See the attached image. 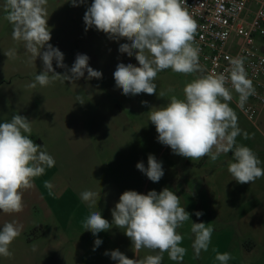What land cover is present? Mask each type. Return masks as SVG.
<instances>
[{"label":"rangeland","instance_id":"obj_1","mask_svg":"<svg viewBox=\"0 0 264 264\" xmlns=\"http://www.w3.org/2000/svg\"><path fill=\"white\" fill-rule=\"evenodd\" d=\"M92 2L73 6L71 0H48L49 43L64 54L67 66L57 67L53 60L56 73L71 75L77 55L85 54L102 78L88 79L85 71L79 79L60 78L32 89L27 85L44 70L42 59L27 53L23 41L13 40L12 25L4 18V0H0V123L15 114L26 117L31 121L30 139L56 161L34 179L33 188L24 191L21 212H0V228L6 222L22 226L9 247L13 256H0V264H118L105 255L117 249L129 259L156 255L148 249L136 251L124 229L114 224L94 236L82 222L90 212L100 211L111 224V210L124 191L159 193L165 187L180 197V206L190 214V220L177 229L186 248L182 264H219L213 249L231 253L228 264H264V177L246 184L233 180L228 172L229 162H234L231 152L215 162L208 156L192 161L176 155L158 142L149 121L148 112L154 107L165 106L173 95L184 98L185 85L205 75L202 67L188 75L161 71L155 80L156 94L125 96L116 87L113 73L119 63L139 66L138 61L135 55L119 51L121 44L131 43L126 38H110L94 27L85 30L83 17ZM10 49H16L14 58L5 55ZM169 88L174 91L168 92ZM160 92L165 96L160 97ZM78 95L83 104L77 102ZM229 106L242 130L237 143L253 149L264 168V108L252 123L233 99ZM245 132L250 138H244ZM149 154L162 162L164 175L159 182L150 181L136 167L143 162L146 168ZM44 181L51 182V190ZM86 190L97 193L91 208L80 196ZM197 211L203 215L197 217ZM192 222L210 223L214 228L208 251L202 250L198 257L192 248ZM97 238L102 243L95 247ZM162 264L178 262L165 252Z\"/></svg>","mask_w":264,"mask_h":264},{"label":"clouds","instance_id":"obj_2","mask_svg":"<svg viewBox=\"0 0 264 264\" xmlns=\"http://www.w3.org/2000/svg\"><path fill=\"white\" fill-rule=\"evenodd\" d=\"M47 2L4 0L3 4L4 18L13 28V40L23 41L26 52L40 57L43 62L44 70L27 87L34 89L37 84L45 87L60 78L63 81L79 79L84 77L85 71L88 79L102 78L100 71L89 66V57L85 54L77 55L69 70L71 75L55 72L53 60L57 67L67 66L63 62L64 54L49 43ZM71 2L79 6L84 0ZM185 4V0H93L85 11L86 31L94 27L110 38H126L131 42L121 44L119 51L135 55L139 66L119 63L113 73L116 87L122 89L125 96L156 94V77L167 69L184 75L202 71L199 48L194 45L198 25ZM5 55L14 58L16 49H10ZM232 90L239 95L241 107L255 93L240 56L230 58L223 72L212 71L187 83L184 98L173 95L165 106L154 107L148 112L149 121L155 126L158 142L170 147L174 154L192 161L208 156L215 162L222 153L231 152L234 162H229L228 172L233 180L240 184L253 183L264 177V168L253 149L237 143L242 130L235 111L229 106ZM159 96H165V92H160ZM76 100L81 104L85 102L80 95ZM141 103L147 105V101ZM31 132V121L22 115L15 114L10 121L0 123V212H21L24 191L33 188L34 179L55 166V159L30 139ZM243 135L250 138L246 132ZM136 167L154 183L164 175L162 162L152 154L148 155L146 168L143 162H138ZM44 185L51 190L50 181H44ZM80 196L90 208L96 204L97 193L86 190ZM111 215L110 224L100 211H92L82 226L96 236L114 224L124 229L136 251L148 249L157 253L138 260L129 259L118 249L105 252L118 264H162L165 252L169 259L182 264L186 248L181 246L183 236L177 229L190 220V214L180 206V197L173 190L165 187L159 193L151 190L147 194L126 190ZM195 215L200 217L203 213L197 211ZM21 230L22 226L15 222H6L0 228V256H13L9 247ZM191 232L194 235L192 248L198 257L202 250L208 251L214 228L210 223L192 222ZM101 243L99 238L94 241L95 247ZM213 251L219 264H228L233 259L229 252Z\"/></svg>","mask_w":264,"mask_h":264},{"label":"built area","instance_id":"obj_3","mask_svg":"<svg viewBox=\"0 0 264 264\" xmlns=\"http://www.w3.org/2000/svg\"><path fill=\"white\" fill-rule=\"evenodd\" d=\"M197 22L194 45L204 74L223 72L229 59L243 57L255 93L238 106L255 123L264 108V0H185ZM230 87V85H229ZM237 95L239 101V95Z\"/></svg>","mask_w":264,"mask_h":264},{"label":"crops","instance_id":"obj_4","mask_svg":"<svg viewBox=\"0 0 264 264\" xmlns=\"http://www.w3.org/2000/svg\"><path fill=\"white\" fill-rule=\"evenodd\" d=\"M232 99L236 102V104H237V106H238V101H237V99H238V97H237V95H233V97H232ZM239 107V106H238ZM249 121V120H248ZM251 122V121H250ZM253 123V122H252ZM224 154H227V153H222L220 156H223Z\"/></svg>","mask_w":264,"mask_h":264},{"label":"water","instance_id":"obj_5","mask_svg":"<svg viewBox=\"0 0 264 264\" xmlns=\"http://www.w3.org/2000/svg\"><path fill=\"white\" fill-rule=\"evenodd\" d=\"M263 51H264V48H263Z\"/></svg>","mask_w":264,"mask_h":264}]
</instances>
